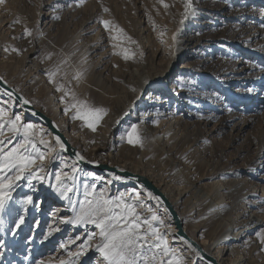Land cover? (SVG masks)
<instances>
[{"label": "rangeland", "instance_id": "rangeland-1", "mask_svg": "<svg viewBox=\"0 0 264 264\" xmlns=\"http://www.w3.org/2000/svg\"><path fill=\"white\" fill-rule=\"evenodd\" d=\"M184 2L4 0L0 3V72L14 88L16 86L48 114L52 103L62 105L65 101L53 90L57 85L61 90L70 91L69 106L76 105L74 108L80 115L96 108L105 109L102 128L109 131L105 141L99 143L95 154L97 161L112 151L125 123L118 113L123 105L133 100L138 80L133 81L132 73L144 70L150 77L156 76L154 81L168 80L169 93H162L160 97L167 94L170 110L174 109L180 119V124L175 123L170 129L174 133L173 143L149 147L142 140L141 152L125 151V157L136 160L140 168L162 187L169 188L171 183L189 187L185 203L176 204L175 209L192 237L215 240L235 228L242 229L245 219L253 218L251 206L245 198L247 193L255 191L264 197L261 177L264 171L248 169L251 163L259 165L262 162L264 167V0H191L192 11L187 18L184 17ZM47 13L50 25L44 24ZM104 20L110 22L107 29L101 23ZM187 22L190 33L201 36L198 48L190 44L180 48L177 44L178 30ZM25 28L31 35L24 34ZM94 47L98 49L95 52ZM125 49L128 59L124 58ZM29 52L36 64L44 65L50 82L42 78L44 81L39 79V83L35 82L31 87L22 84L25 56ZM102 52L110 54L109 68L104 73L100 70V60L93 56ZM186 61L198 66L197 71L188 70L182 76L187 83L189 79L193 80L190 82V97L195 102L198 96L201 100H198L199 106L196 102V107L191 109L175 96L176 87H173L183 74L180 68ZM53 73L55 75H50ZM257 79L261 82L256 83L254 80ZM129 90L133 91L129 93ZM3 107L10 110L8 106ZM188 111H192V116H188ZM201 112L210 116L208 122L196 115ZM10 115L13 118L14 113ZM188 122L189 127H185ZM93 141L92 138L85 139L89 146ZM52 148L53 144L46 145L40 152L44 155ZM62 156L53 159L52 176L57 170L63 173L74 166ZM83 165L89 166L88 163ZM0 175L12 173L0 172ZM28 176L25 173L11 190L5 189L10 199H5L4 208L0 210V264H99L103 258L91 249L100 243L99 229H91L89 224L75 225L73 230L72 225L61 229V235L48 249L37 245L53 228L49 226L53 206L63 205L62 195L66 199L71 197V201L74 198L61 190L59 200H52L47 197L49 193L37 188V181L29 182ZM201 176L204 177L202 182L219 180L223 184L220 193L216 194L211 186L199 187L195 180ZM27 183L32 185L28 191L24 187ZM105 184L102 182L98 188L108 197L109 191L102 187ZM34 188H37L36 193L29 191ZM89 189L84 187L87 194L91 192ZM81 193L79 191L74 202L79 211L82 204L93 198L85 194L81 196ZM30 194L31 201L26 202ZM70 204L66 207L69 208ZM151 205L165 222L170 223V217L161 213L160 203L151 201ZM261 210L259 215L264 216V201ZM17 224L19 227L15 229ZM18 229L21 230L19 234ZM88 232L95 236L82 251L75 238L82 233V244L89 236ZM70 240L74 243H69ZM258 241L255 247L250 243L240 247L243 252L239 254L251 264H264V243L261 239ZM181 242L190 253L189 261L179 259L181 264H206L189 245ZM62 244L66 247H61ZM141 244L137 264H160L162 258L166 262L169 259L161 254L152 261L159 250L146 248L142 241ZM35 245L37 249H34ZM78 252V257L70 255Z\"/></svg>", "mask_w": 264, "mask_h": 264}, {"label": "bare ground", "instance_id": "bare-ground-1", "mask_svg": "<svg viewBox=\"0 0 264 264\" xmlns=\"http://www.w3.org/2000/svg\"><path fill=\"white\" fill-rule=\"evenodd\" d=\"M232 11L233 10L231 9L230 12ZM235 13L238 14V11ZM44 18H45L44 24H49L51 22L48 13L45 14ZM189 28L190 27L187 22L184 25H182L181 28L178 30L177 44L180 48L184 46L187 47L189 44L192 45V47L198 48V46L201 43L200 41L201 36H199L198 34L192 35L189 31ZM96 50H98L97 47H94L93 51L95 52ZM31 53L26 54L25 56L26 68H25V72H24L25 74L22 84L24 86L31 87L35 82L37 83L39 79L42 80V78L46 79V82L47 81L50 82L49 76L47 74L46 69L44 68V65L36 64L31 58ZM104 53L105 52L93 54V56L94 55L97 56V60H100L101 62L100 65L102 66V68L100 67L99 68L102 72L107 71L110 63V54L105 55ZM197 67L196 65H194V62L186 61L184 64H182L180 70L182 71L183 74L179 75L178 79H176L173 86L176 87V91L174 90L175 96H178L179 99H181V101L185 102L188 105V107H190V109L196 107V102L198 104L197 106H199L200 104L199 101L201 100L199 99L200 97L198 96L196 97L198 99L195 102V99L190 97L189 95L191 90L190 82L192 79H189L187 83V80H184L185 78H182V76H184V74L187 73L188 70L189 72L197 71L198 69ZM0 76L9 85L12 84L11 81L7 79L1 72H0ZM131 78L133 79V81L135 78L138 80V85L136 89L134 91L129 90V93H131L132 91L134 93L132 96L133 100L123 105L118 113L119 116L117 115L118 117L125 120V123L122 125L121 130L117 135L116 143H114L112 147V151H110L107 154L108 156H104V158H99V161L96 160L95 154L98 150L99 143L102 144L103 141H105L107 137V132L109 131L108 128H106L105 130L102 128L105 121L102 115L98 121L95 120L94 115L90 110L86 111L83 115H80L77 109L69 106L70 98H71L70 91L64 89L61 90V88L58 85L54 87L53 90L57 91V95L60 96L61 94L62 97L61 99L65 101H63L64 104L62 105L60 104V102H56V103L54 102L55 104L52 103L50 114H48L44 109H42L38 105L34 104L30 98L26 97L27 95L25 96L21 92L37 110H39L48 118H50L57 132L64 137L68 145L74 150L76 157L77 154L83 157V159H80L82 163H76V161L68 155V153L66 152V147L64 145V142H62V140L59 137L54 136V134L51 132L49 127H47L42 121L31 117L29 114H27L24 111L20 103L13 102L14 100L13 98L10 97L11 99H8L5 96V94L2 91H0V107L4 108L3 107L4 105L10 107V110H5L7 115L4 116L3 118L4 121L7 122L9 120H15V117L19 116L20 120L16 122L17 126L28 125V124L32 125V129L30 130L32 135L30 136V139L32 143L35 144V148L33 149L31 145L28 146L31 154L33 156H36L37 153H41L40 150L41 148H44V146L46 147V145H50V144L54 145V148H52L50 152L44 154L45 155L44 160L43 161L37 160L36 165L33 166V171H35V168L37 166L41 164L43 165V171L36 172V175L41 176L42 179L32 178V176L28 172H26L29 175L27 177L29 178V182L37 181V184H35L37 188L44 189L46 194L47 193L50 194V196L47 197H49L52 200H59L58 196L62 194L61 190H65V195L69 193L70 195H72V198H74V200L71 201L70 200L71 197L66 199V197L62 195L61 199L63 200V205L57 204L53 206V209L50 211L51 214L49 215L51 217L49 226L51 227L53 226V228L51 229L48 228L49 229L48 231L51 232L53 229H58V231H52L51 235H49L48 233L47 238L41 237V240L39 239L40 241L39 243H37V245L40 248L48 249L51 243L52 242L54 243L55 238L61 235L60 232L61 229H64L66 226L68 227L72 225L71 230H73V228H76L74 224L66 223L65 221H70L75 219L76 215L78 214L79 208L75 207L76 203L74 202L78 197L79 191L82 192L81 196H84V194L88 195L87 194L88 190H84V187L87 186L90 188L89 190H91L90 193H92V191L96 193H100V189L98 188V186L103 182L106 183L105 186L102 185L103 188H106L104 190H107V192L109 191L108 193H110V195L112 194L111 196L108 195V198H114L119 196L121 193H123L127 203H133L137 205L136 210L137 212L141 213L142 218L150 216L151 213L148 211V209L149 208L152 209V212H155L159 218L158 221L154 222V226L159 229V232L163 235L164 239L167 241L169 248L175 250L174 251L175 257L180 259L181 261L190 260L189 259L190 253L188 249L182 244L181 239L176 235L177 230L172 223L171 217L169 216L163 204H161L160 200L156 198L150 190L146 189L141 184L140 185L142 187L135 184V182L136 183L138 182L135 181L134 179L131 178L125 179L116 172L97 169L99 165L103 164L111 168L112 167L116 168L118 171H128L133 174H138L146 177L166 197V199L170 202V204L172 205L175 211H176L175 205L179 203L184 204L185 196L190 191L189 187L186 188L185 185L176 184V183L173 184L171 183L169 185V188L162 187L160 184L153 181L152 178L140 168V165L136 162V160L125 157V154H127L125 151L127 152L140 151L142 140H144V144L149 147L166 146L173 143L172 139L174 138L173 136L174 133L171 132L170 129L172 128V125H174L175 123H177V125L180 124V119L178 115L175 114L176 112L174 111V109L170 110L169 108L170 98H168L167 96V94L169 93L167 89L170 88V82L168 80L159 81V82L154 81L153 79L156 78V76L153 75L152 77H150L149 74L147 75L146 71L144 70L139 71L137 73H132ZM254 81L256 83L261 82L260 79ZM57 88H60V90L58 91ZM15 89L16 91H19L16 86ZM162 93H167V94L164 97H160ZM11 112L14 113L13 118L10 115ZM190 112L192 111H188V116H192ZM203 114H204L203 112H201L200 114L196 113V115L201 116V118L205 122H208L210 116H208L207 113H206L207 116ZM79 116H84L85 118L81 119L79 118ZM73 117H77V118L74 119ZM89 123L94 124L95 130H93V128L88 126ZM189 123L190 122H188V124L185 123V127L187 126L189 127ZM133 125L136 126V132L138 133L139 136V143L129 144L128 133L131 131ZM106 126H108V124H106ZM12 135H13L12 133L8 132L7 129H5L4 134L0 136V140L6 141L5 145L3 146L4 151H8L11 147H14L16 144L24 140L23 128H21V131L15 135L14 139H12L11 144H8L7 140L10 137H12ZM57 138H59L60 143L64 145L63 148H61L60 144L57 143ZM88 138L90 139L92 138V140H94L92 142L93 145L91 146L87 145L88 144L87 141L86 144L85 139ZM41 140L45 141L46 144L41 143ZM123 151L125 153H123ZM50 155L53 157L52 159L48 157ZM60 155H63L62 158L68 159L69 161H71V163H74V166L69 171H63V173L57 170L56 172H53L54 176H52L51 168L53 163L55 162L53 159H57V157H59ZM85 163H88L89 166L84 167L83 164ZM248 169L249 171L251 170L264 171L262 162L259 165L257 163L255 164L251 163L248 165ZM57 173H60L62 177L61 181L59 182L56 180ZM12 175H14V173H12ZM261 177L264 180V174ZM203 178L204 177L201 176L200 178H197L195 180L196 184H198L199 187L211 186L213 191L215 190L214 192H216V194L220 193L219 190H222L223 184H221L219 180L202 182ZM30 186L32 185L27 183V185L24 186L25 190L27 189L28 191V187ZM19 187H21V185ZM37 188H34L29 191H31L32 193H36ZM164 188L168 189V191ZM254 192L247 193L246 194L247 196L245 197L247 199L248 204L251 206V213L253 214V218L245 219V222H243L242 224L243 225L242 229L237 230V228H235L234 231H228L226 234L219 236L215 240H212L211 238H206L204 236H197L195 238L192 237L191 234H189L190 231L186 230V227L183 224L180 214L177 211L176 213L178 214L182 222L184 231L188 235H190L203 248V250L209 253L219 264H251L250 260L247 261L246 258L243 259L239 253L243 250L240 247L244 246L245 244L250 243L255 247L258 239H260V237L257 236V233H260L261 236L264 233V216L259 215V212L262 211L261 208L263 206L264 197L263 195L258 196ZM31 194L27 197V199L29 197H32ZM137 194L139 196V203H137L135 200ZM89 197L91 196L89 195ZM151 201L161 204V208H160L161 213H165V215H168L170 217L171 220L170 223L165 222V220L162 218V215H160V213H157L156 209L151 205ZM69 202L71 204L69 208H67L66 206L69 205ZM161 221L162 224L160 223ZM58 226H60V228ZM94 227L95 225L89 223V228L92 229ZM146 227H147L146 225L143 226L141 231H143ZM16 228L17 225L15 226V229ZM20 231L21 230L18 229L16 232H18L19 234ZM78 237H79L78 242H80L78 245L80 246L81 242H83L80 239L81 237L84 238V235L82 236L81 233L78 235ZM87 237H85L84 240H87ZM75 240L77 241V238H75ZM144 246L146 248H150V250L151 248L152 250L155 249L150 244H144ZM34 249H37L36 245ZM91 249L94 250L95 248L91 247ZM169 259H171V254L169 255ZM99 264H105V261L99 260Z\"/></svg>", "mask_w": 264, "mask_h": 264}, {"label": "snow or ice", "instance_id": "snow-or-ice-1", "mask_svg": "<svg viewBox=\"0 0 264 264\" xmlns=\"http://www.w3.org/2000/svg\"><path fill=\"white\" fill-rule=\"evenodd\" d=\"M4 0H0L3 3ZM162 2V0H161ZM167 7V5H164ZM108 11V9H104ZM192 11L191 0H185L184 2V17ZM58 19V17H57ZM18 22V21H15ZM104 27L107 29L109 27V21H101ZM183 23V20L181 21ZM122 31V30H121ZM25 35H31V32L25 28ZM176 37L173 36L175 41ZM133 43H135L133 41ZM118 54V53H117ZM124 58L128 59L127 50H124ZM50 75H55L50 74ZM59 91L60 88H57ZM67 94V93H66ZM11 96V93H9ZM27 103V101H24ZM76 107V105H73ZM94 115L95 120H99L101 115L106 113L105 109L96 108L91 110ZM7 115L4 108L0 107V135L4 134L5 129L12 133V137L7 140L8 144H11L12 139L15 135L21 131L23 128L24 140L14 147H11L8 151H4V145L6 141L0 140V172L14 173V175H0V210L4 208L5 199H10V195L5 192V189L11 190L14 183L24 177L25 173L28 172L32 178L42 179L41 176L36 175V172L43 171V165H39L33 171V166L36 165V161L44 160V155L37 153L33 156L29 150V145L34 149L35 144L32 143L30 136L32 135L31 129L32 125H22L17 126V121L20 120L19 116L15 117V120L4 121V116ZM74 119L77 117H73ZM83 119L84 116H79ZM89 127L94 128L93 123H89ZM41 143L45 141L41 140ZM57 143L63 148L64 145L60 143L59 138H57ZM128 143L134 144L139 143V136L136 132V126L133 125L131 131L128 133ZM77 159H83L82 156L77 154ZM61 174L57 173L56 180L61 181ZM92 196L91 200H88L86 204L81 205L80 212L76 215L75 219L70 221H65L66 223H72L74 225L80 224H93L97 229H99L100 243L95 246V250L100 254V256L105 261V264H137L140 258V249L143 244H150L153 248L158 249L159 252L153 255L152 261L156 260L157 255L162 257H168L171 254V259L167 262L162 258L160 264H181V261L175 257L173 249H170L167 241L164 239L163 235L159 232V229L154 226V222L158 221L159 218L152 209H148L151 213L148 217L141 216V213L137 212L136 204L127 203L124 194L121 193L119 196L114 198H108L105 192H100L98 195L93 193H88ZM137 203H139V196L135 197ZM31 197L28 198L30 202ZM22 222V218H21ZM162 224V221L160 222ZM147 226L143 231L141 229L143 226ZM19 227V224H17ZM52 231H58V229H53ZM51 235V232H49ZM95 234H89L88 239L84 241L79 247L83 251L89 246V241L94 239ZM260 237L261 243H264V236L257 233ZM47 238V237H46ZM79 239V237H77ZM69 243H74V241H69ZM65 247V245H61ZM70 255L79 256V253H70ZM148 259L147 257H144ZM43 264V262H40ZM61 264H74V262H61Z\"/></svg>", "mask_w": 264, "mask_h": 264}, {"label": "water", "instance_id": "water-1", "mask_svg": "<svg viewBox=\"0 0 264 264\" xmlns=\"http://www.w3.org/2000/svg\"><path fill=\"white\" fill-rule=\"evenodd\" d=\"M0 91H2L7 96H9V93H11V96L9 97L13 98L17 103H20L24 111L31 117L42 121L47 127H49L54 136L59 137L62 142H64L68 155L73 158L76 163H82V161L77 159L74 150L68 145L64 137L57 132L50 118L37 110L21 92L16 91V89L13 86L9 85L1 76ZM24 101H27V103H24ZM98 169L113 171L120 174L122 177L134 179L146 189L150 190L153 195L160 200L161 204H163L169 216L171 217L172 223L177 230L176 235L199 255L200 260H202L206 264H219L209 253L205 252L203 248L190 235H188L184 231L182 222L170 202L160 192V190L155 187L152 182L149 181L146 177L138 174H133L128 171H118L116 168H111L103 164L99 165Z\"/></svg>", "mask_w": 264, "mask_h": 264}]
</instances>
